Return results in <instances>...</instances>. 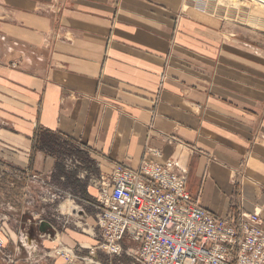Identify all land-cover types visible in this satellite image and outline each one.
Wrapping results in <instances>:
<instances>
[{
	"label": "crops",
	"instance_id": "obj_1",
	"mask_svg": "<svg viewBox=\"0 0 264 264\" xmlns=\"http://www.w3.org/2000/svg\"><path fill=\"white\" fill-rule=\"evenodd\" d=\"M250 29L208 0H0V150L43 181L55 159L32 152L34 131L77 145L90 210L100 175L172 159L193 203L234 222L256 212L264 230V41ZM28 242L15 264H70Z\"/></svg>",
	"mask_w": 264,
	"mask_h": 264
},
{
	"label": "built area",
	"instance_id": "obj_2",
	"mask_svg": "<svg viewBox=\"0 0 264 264\" xmlns=\"http://www.w3.org/2000/svg\"><path fill=\"white\" fill-rule=\"evenodd\" d=\"M185 184V171L172 159L163 164L143 161L137 171L117 165L110 175L92 180L101 248L120 255L129 244L133 249L126 252L136 264H264L259 214L240 212L238 222L232 216L216 217L192 202ZM41 221L37 233L45 239L47 235L38 232ZM6 237L0 231L1 260L15 264L20 249L14 257L6 254ZM23 238L19 243L25 249L29 239ZM54 253H67L64 258L69 262L68 254L74 255L66 249L54 248Z\"/></svg>",
	"mask_w": 264,
	"mask_h": 264
},
{
	"label": "rangeland",
	"instance_id": "obj_3",
	"mask_svg": "<svg viewBox=\"0 0 264 264\" xmlns=\"http://www.w3.org/2000/svg\"><path fill=\"white\" fill-rule=\"evenodd\" d=\"M208 2L211 9L223 17L224 22L240 27L245 25L251 28V32L255 30L258 38L264 41L263 7L251 0H208ZM250 37H252L251 42L257 38L252 33ZM2 127L3 124L0 123V129ZM56 145H46L41 149L44 155L55 159V172L50 174L47 180L43 177V181H41L40 175L29 169L23 170L24 174L19 172L22 169L9 162L7 149L2 148L3 150H0V178L3 174H7L17 181L25 183L21 208L12 209L0 200V231L7 235L5 253L14 257L17 252H8L10 243H14L13 249L17 248V245H19V249L21 248L19 241L18 243L14 241L16 240L15 236L21 240L25 236L26 241L30 240V236L33 237L37 233V221L43 220L52 226L51 235H47L43 240H46L47 243L53 242L56 245L55 249L61 252L65 249L73 251V256L68 254V259L71 262L66 261L67 263H78L83 261L82 258L85 257L83 264H126L128 256L125 254L108 255L101 248L103 240L95 225L97 211L95 208L90 210L88 206L82 204L84 196L81 192L86 186V182L82 180L80 181L82 183H77L75 176L79 175L83 168L88 167L87 154L77 145L66 143L60 138L57 139ZM68 206H70L69 209H67ZM84 214H87L91 219L83 216ZM63 234H68L73 241L81 236L90 240H86L87 243H83L84 245L78 243L73 245L71 242V245H68L61 241ZM27 246L30 245L27 244ZM82 246L89 248L88 255L83 256L81 254L84 251ZM64 255L67 253L57 254L58 257L66 260ZM78 256L82 257L79 258ZM17 257L18 255H16ZM0 264H4L1 257Z\"/></svg>",
	"mask_w": 264,
	"mask_h": 264
},
{
	"label": "trees",
	"instance_id": "obj_4",
	"mask_svg": "<svg viewBox=\"0 0 264 264\" xmlns=\"http://www.w3.org/2000/svg\"><path fill=\"white\" fill-rule=\"evenodd\" d=\"M57 135L36 129L32 137V152L41 150L46 145L55 146L57 143ZM56 147H58L56 145ZM68 152V151H66ZM24 174L23 170L19 171ZM25 192V183L17 181L10 175L3 174L0 178V200L3 204L10 208H21Z\"/></svg>",
	"mask_w": 264,
	"mask_h": 264
},
{
	"label": "water",
	"instance_id": "obj_5",
	"mask_svg": "<svg viewBox=\"0 0 264 264\" xmlns=\"http://www.w3.org/2000/svg\"><path fill=\"white\" fill-rule=\"evenodd\" d=\"M51 229H52L51 224H49V222H46V221H41L38 226V232L41 235H51L50 234Z\"/></svg>",
	"mask_w": 264,
	"mask_h": 264
},
{
	"label": "bare ground",
	"instance_id": "obj_6",
	"mask_svg": "<svg viewBox=\"0 0 264 264\" xmlns=\"http://www.w3.org/2000/svg\"><path fill=\"white\" fill-rule=\"evenodd\" d=\"M251 1H253L254 3H256V4H258V5H260L261 7L264 8V0H251Z\"/></svg>",
	"mask_w": 264,
	"mask_h": 264
}]
</instances>
